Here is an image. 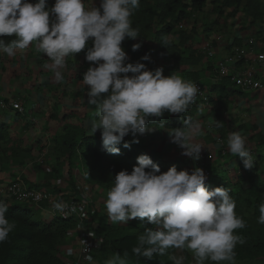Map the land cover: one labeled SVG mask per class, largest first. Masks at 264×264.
<instances>
[{"label":"trees","instance_id":"trees-1","mask_svg":"<svg viewBox=\"0 0 264 264\" xmlns=\"http://www.w3.org/2000/svg\"><path fill=\"white\" fill-rule=\"evenodd\" d=\"M29 2L34 4L36 0ZM47 3L52 6L53 0H47ZM93 3L99 7V0H93ZM130 19L132 27L139 30L143 40L126 38L122 42L121 46L130 58L128 62L140 61L142 56L150 54V62L140 61L145 63L147 70L162 67L164 76L182 75L185 81L199 82L208 93L207 105L197 96L185 114L177 116L165 112L159 120L153 118V127L156 130L144 135L137 134L135 137L131 134L126 136L118 146V155L106 152L100 134L92 135L73 112L51 117L60 126L50 134L48 147L39 146V141L25 145L21 140L12 139L9 127L0 123V164L5 162L7 166L16 169L26 165L33 166L38 155L45 151L42 162L47 164L49 161L47 165L51 168L44 176L47 184L43 188H48L46 191L57 197V201L70 197L80 198L79 185L88 186L91 192H101L107 199L115 175L121 170L130 173L140 155L150 157L160 167L161 172H166L172 166L177 167V162L164 153V136L181 127L185 117L199 120L206 126L207 131V127L212 126L207 138L212 142L210 135L215 136L223 147L227 146L229 133L238 132L245 137L248 149L250 146L253 149L251 154L255 157L254 168L246 170L241 158L233 156L227 150L228 161L222 158L221 163L218 160L221 165L214 162L213 166H208L205 186L209 190L217 187L228 188L236 202L235 212L246 221L245 228L235 230L244 240L243 244H237L234 249L235 260L264 262V225L257 222L260 216L259 206L264 204V89L243 92L234 88L228 77L213 72V63L201 51L202 44L210 41V35L225 33L224 25L228 22L231 26H234L232 23H239L237 31L242 34H248V29L257 28L252 30L253 35L264 42V0H140V7ZM198 23L201 26L200 32L196 29ZM231 34L232 31L229 33L230 43H226L225 52H229L232 46L241 45L242 39L232 37ZM3 39L11 40L13 37ZM136 43H140L141 47L133 51L132 46ZM88 44L91 46V41ZM216 44L213 42L214 48L217 47ZM66 59L67 65L73 60H81L83 65L87 63L84 51ZM239 65L240 63L236 66ZM78 70L74 74V80L81 82L86 71L81 68ZM204 70L209 72L207 79L203 77ZM204 80L205 83L202 82ZM241 98L244 100L242 111L247 117L243 121L230 115L231 107L240 109L236 102ZM87 118H90L89 114ZM216 121L223 123L222 126L216 127ZM133 139H138L139 143L132 144ZM123 142H129L130 147L124 148ZM214 148L216 147L209 149ZM215 150L221 158L220 150ZM168 162H172V165H168ZM230 166L236 168L233 176H229ZM57 178L67 180L66 192L70 191L69 195L60 194L61 189L54 185L51 187L49 180ZM79 179L83 182L79 183ZM28 185L40 189L37 184ZM5 203L10 206L6 218L15 221L16 227L9 234L8 240L0 244V264H65L62 248L70 241L71 236H76L73 233L76 220L59 216L44 219L33 205L14 201ZM90 209L95 211L90 216L96 223L94 233L102 241L94 253L98 264H104L116 253L123 256L125 252L129 254V264H172L168 259L172 254L183 255V264L188 263L190 253L187 249H169L167 254L156 256L152 261L136 258L131 249L136 244L137 236L151 225L142 224L139 219L130 220L125 226L113 223L107 219V214L99 216L102 210L105 213V208L96 210L94 201L91 202ZM83 228L87 229V225L84 224ZM205 262L215 264L210 260Z\"/></svg>","mask_w":264,"mask_h":264},{"label":"clouds","instance_id":"clouds-1","mask_svg":"<svg viewBox=\"0 0 264 264\" xmlns=\"http://www.w3.org/2000/svg\"><path fill=\"white\" fill-rule=\"evenodd\" d=\"M139 7L140 0H99V7L94 6L93 0H55L50 8L47 0H36L34 4L29 0H0V52L12 57L16 50L34 43L37 51L51 62L47 67L59 82L67 68L66 58L84 51L85 60L91 65L81 81L88 88L84 102L94 111L89 130L92 135L99 130L104 150L114 155L119 154L118 146L126 136L155 131L153 118L159 120L165 112L185 114L199 93L197 85L190 81L174 74L164 76L162 67L147 70L140 61L150 62V54L140 61L128 62L122 42L126 38L143 40L130 19ZM140 47V43L133 44L132 50ZM222 124L216 121V127ZM202 134L201 122L185 117L182 126L173 129L170 142L182 150V156L196 162L201 159L203 147L195 139ZM227 145L233 156L241 158L246 170L254 168L255 158L245 137L238 132L229 133ZM123 147L129 148L130 143L123 142ZM206 179L199 167L190 173L175 166L161 172L147 155L137 157L130 173L121 170L115 175L105 201L109 220L127 224L139 219L142 224L151 225L137 236L131 249L133 256L152 261L169 249H187L197 264L207 260L235 264L234 249L244 243L235 230L245 228L246 221L235 212L236 202L229 189L209 190ZM9 207L0 200V244L16 227L15 221L6 218ZM53 207L65 216L76 211L63 202ZM259 212L257 222L264 225V204L259 206ZM85 246L87 250L86 243ZM128 255L116 253L104 264H129ZM168 259L172 264H183L185 257L172 254ZM85 260L94 264L90 255Z\"/></svg>","mask_w":264,"mask_h":264},{"label":"crops","instance_id":"crops-1","mask_svg":"<svg viewBox=\"0 0 264 264\" xmlns=\"http://www.w3.org/2000/svg\"><path fill=\"white\" fill-rule=\"evenodd\" d=\"M54 2L55 0H53V4ZM48 7L50 8L51 6ZM255 29L257 28L253 27L250 30L248 29V34H242L232 29L231 35L232 37L241 38L243 42L247 36L250 35L251 31H255ZM226 43H230V39L220 41V45H217V58L227 53V51H224ZM41 60L42 63L46 60L47 65L51 63L46 56L37 51L34 43L26 49L16 50V55L12 57L0 52V99L8 103H18L24 110L23 113H19L10 107L5 109L0 108V123H4L9 127L12 139L21 140L25 145H31L39 141L41 142V146L45 145L48 147L50 145V134L56 131L60 126L57 120L51 118L52 116L59 117L62 114L70 112L75 113L78 119H82L86 116L87 110L85 109L84 97L88 88L87 86H83L81 82L75 81L74 74L79 71L78 69L80 68L83 69V71H87L91 65L90 62L83 65L81 60H73L63 71L64 78L57 82L54 79V73L48 67H45L44 70H40V65H42L40 62ZM205 73L207 74L204 75ZM205 73H203V77L209 78V72ZM262 74H264V69L262 70ZM33 83H36V85L40 87L41 83H43V86L45 85L44 87L47 88L48 92L45 91L43 95L39 93L36 95V99H34L31 96L32 92H30ZM72 98H74V100ZM11 122L13 123L11 124ZM41 123L44 125L40 126ZM180 150L181 149L178 148L176 151L175 148H172L166 156L173 158L178 164L177 167L182 163L188 162L190 165L195 163L189 158L180 155L182 151ZM213 151H215V148ZM44 153L45 151L38 155L35 161V167L26 165L23 168L16 169L15 167L7 166L5 162L4 164H0V200L6 201L5 196L2 194V189L8 181L18 173H23V177L28 184H37L40 186V189L49 190L48 188H43L46 187L45 184H47L46 181H44L46 178L44 176H46V173L50 172L51 168L47 165L49 161L47 164L40 162V158ZM42 165H44L41 167L44 168L43 171L40 168ZM33 167L36 169V172L31 171ZM58 181L60 180H55V182L49 180V183L51 187H53V185L59 186L60 182ZM60 188L64 190L66 186L61 185ZM76 237L77 236H71L69 239L70 241L66 242L64 248L66 249L68 244H71L72 247L75 248L77 244Z\"/></svg>","mask_w":264,"mask_h":264},{"label":"built area","instance_id":"built-area-1","mask_svg":"<svg viewBox=\"0 0 264 264\" xmlns=\"http://www.w3.org/2000/svg\"><path fill=\"white\" fill-rule=\"evenodd\" d=\"M253 34L254 31L247 36L240 46H232L229 52L220 58H217L218 52L214 48L213 42L217 43L216 45H220V41L227 40L222 35L218 33L214 34L210 37V41L203 43L201 46L202 54L205 55L208 61L213 62V72L219 76L228 77L233 87L243 92L264 89V74H262V70L264 69V42L256 38ZM238 63L240 65L236 66ZM194 84L198 87L199 99H201L204 105H207V91L199 82ZM9 107L19 113L24 112L18 103H8L0 99L1 109ZM207 128L211 130L212 126ZM217 141L220 140L217 138ZM207 159L212 160L213 155L208 154ZM201 160L208 163L204 157H201ZM40 162L42 163L41 158ZM200 168L207 177V168H204V166ZM78 188L81 194L80 198L70 197L57 201V197L48 193L46 190L29 187L22 179V173H20L3 187L2 194L11 201L33 205L41 213H46L49 218L56 216L74 218L77 223L73 233L77 236V244L76 248L73 249V256L67 262L65 261V264H88L85 260V256L88 255L93 258L94 264H98L94 253L102 241L96 237L94 233L96 223L90 217L95 214V211L90 209L92 202L90 188L86 185H79ZM61 202L68 204L70 207L74 206L76 211L70 212L67 216L59 213L53 206ZM84 224L87 225V229L83 228ZM84 242L87 244V250Z\"/></svg>","mask_w":264,"mask_h":264},{"label":"rangeland","instance_id":"rangeland-1","mask_svg":"<svg viewBox=\"0 0 264 264\" xmlns=\"http://www.w3.org/2000/svg\"><path fill=\"white\" fill-rule=\"evenodd\" d=\"M201 17V15L197 18V21H199V18ZM231 23V22H230ZM200 23H198L197 25H196V29L198 30V32H200V29H201V26L199 25ZM234 26H231V24H229V22L228 23H226L224 26V32L225 33H222V32H218V34H220V35H222L223 37H224V39H230L228 36H230L229 35V33L232 31V29H234L235 31H237L238 29H239V23H237L236 22V24L235 23H232ZM216 34V33H215ZM41 63H42V60L40 61ZM42 65H44V66H42ZM42 65H40L41 67H40V70H44L45 69V67H47V61L46 60H44L43 61V63H42ZM205 72H206V70H204ZM207 72H208V70H207ZM207 73H205L204 75H206ZM203 75V76H204ZM36 76H37V74H36ZM179 77H181V78H183V76L182 75H180ZM184 79V78H183ZM205 79V78H204ZM207 79V78H206ZM205 81L206 80H204V81H202L203 83H205ZM55 84H56V82H55ZM0 86H1V84H0ZM45 86V85H44ZM43 86V83H41V87L39 86V85H36V83H33V85H31V89H30V92H32V97L34 98V99H36V95H38L39 93H41L42 95L45 93V91H47V88H45ZM70 87V86H69ZM32 90V91H31ZM48 92V91H47ZM248 97H250L251 96V94L250 95H247ZM243 103H244V100L241 98V99H238V101L236 102V106L237 107H239L240 109H237L236 107L235 108H233V107H231V111H230V115L232 114L233 116H237L238 118H239V120L241 119L242 121H243V118H245L246 120H247V117H246V114H245V112L244 111H242V109H243ZM85 109L87 110V112H86V116L84 117V118H82L81 120L83 121V127L85 128V129H89V121L90 120H92L93 119V117H94V115H93V110H91V109H89V107L88 106H86V104H85ZM233 108V109H232ZM87 114H89L90 115V118H87ZM248 120H249V118H248ZM13 122H11V124H12ZM202 124V128H203V134L202 135H200V136H198V137H196V139H195V142H198V143H200L201 145H202V147H203V149H202V151H201V157H204L208 162H209V164L208 165H206V163L204 162V161H202L201 159L199 160V161H196L195 163H193L192 165H190V164H188V162L187 163H182L181 165H179L178 167H176L177 168V170H188L189 171V173L195 168V167H203L204 166V168H209V167H211V166H213L216 162H217V164H219V165H221L220 163L222 162V158L223 159H226V161H228L229 160V153H228V145L227 146H221V143H220V141H217V138L214 136L213 137V135H210V138L212 139V142L211 141H209V139L207 138V136L206 135H209V131H207L206 129H205V125H203V123H201ZM44 124L43 123H41L40 124V126H43ZM15 128V127H14ZM207 131V132H206ZM97 134H100V131L99 130H97V132H96ZM170 135H172L171 133H167L165 136H164V141H165V143H164V145H163V150H164V153L167 155L168 153H169V150L170 149H172V148H175V150L177 151V149H178V147H176L175 146V144H173V143H171L170 142ZM157 143V142H156ZM39 146H41V142H39ZM211 146L213 147V146H215L216 148L215 149H218V150H220V153H221V158H219L218 156H217V154H216V151L217 150H215V151H213V149H209V148H211ZM225 148V149H224ZM249 150H250V152L252 153V147L250 146V148H249ZM173 151V150H172ZM181 151V150H180ZM179 151V152H180ZM219 152V151H218ZM181 153V152H180ZM208 154H212L213 155V159L211 160V159H207V156H208ZM181 155V154H180ZM253 157H254V155H252ZM186 158V157H185ZM255 158V157H254ZM211 160V161H210ZM218 160H221L220 161V163H219V161ZM193 162V161H192ZM215 162V163H214ZM204 164V165H203ZM168 165H172V162H168ZM33 166H36V163L33 165ZM44 165H42V166H40V168L41 167H43ZM209 166V167H208ZM241 166V164H239L238 165V167H240ZM43 169L44 168H41V170L43 171ZM235 170H236V168L234 167L233 168V166H230V171H229V176H233L234 174H235ZM239 170L241 171V169L239 168ZM31 171H33V172H36V169L33 167L32 168V170ZM38 173V172H37ZM227 174H228V172H227ZM60 180V181H58V182H60V185L58 186V185H54V187H57V188H60L61 187V185L62 186H66V188L63 190V188L60 190L61 191V193L60 194H62V193H64L65 195H69L70 194V191H67L66 192V190H67V180H65L64 178H63V181H62V178H57V179H51L52 181H54L55 182V180ZM80 180V179H79ZM82 183L83 181L82 180H80L79 181V183ZM82 186V185H81ZM79 189V188H78ZM90 195H91V198H92V201H94V203H95V207H96V210H99V209H101L102 207L103 208H105V201H106V199L104 198L105 196L101 193V192H96V191H90ZM7 201V200H6ZM10 201V200H9ZM9 201H7V202H9ZM107 214V211H106V208H105V213H104V210H102L101 211V213H99V216H101L102 217V215L103 216H105ZM41 215H42V217L44 218V219H49V216L46 214V213H41ZM107 219H109V218H107ZM123 226H125V224H123ZM125 230V229H124ZM73 248L74 247H72V245L71 244H68V247L65 249L64 247L62 248V251H63V255H64V257H65V261L67 262V260H69L72 256H73ZM75 248H76V245H75ZM189 253H190V259H189V261H188V263L187 264H197V262H196V259L194 258V256H193V254L189 251ZM205 264H209V263H206L205 262ZM221 264H227V262H221ZM235 264H264V262H261V261H258V260H235Z\"/></svg>","mask_w":264,"mask_h":264}]
</instances>
